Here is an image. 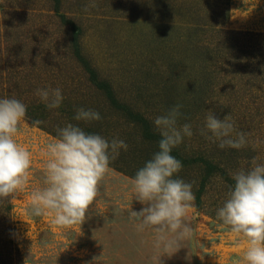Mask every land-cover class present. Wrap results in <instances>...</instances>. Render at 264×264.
<instances>
[{
	"label": "rangeland",
	"instance_id": "1",
	"mask_svg": "<svg viewBox=\"0 0 264 264\" xmlns=\"http://www.w3.org/2000/svg\"><path fill=\"white\" fill-rule=\"evenodd\" d=\"M0 66L4 92L12 86L31 101L40 100L37 89L59 88L61 106L89 105L104 115L105 133L128 145L109 164L85 222L59 227L51 215L29 214L32 191L44 187L47 145L57 137L25 117L16 139L32 154L29 183L9 197L10 216L0 208V238L8 229L17 264H155L162 254L153 247L155 233L137 232L129 220L130 209L147 205L133 197L134 177L125 170L129 163L140 167L150 143L110 106L87 70L109 87L116 103L144 114L156 132L154 119L182 105L178 126L191 124L193 135L179 148L230 151L200 134L212 110L221 119L231 116L232 138L249 134L241 152L256 147L264 159V0H0ZM181 179L198 180L188 172ZM220 179L212 181L201 212L194 200L188 216L193 234L176 253L162 255V264L242 259L246 240L217 218L228 198Z\"/></svg>",
	"mask_w": 264,
	"mask_h": 264
},
{
	"label": "clouds",
	"instance_id": "2",
	"mask_svg": "<svg viewBox=\"0 0 264 264\" xmlns=\"http://www.w3.org/2000/svg\"><path fill=\"white\" fill-rule=\"evenodd\" d=\"M95 6L94 4L92 5ZM36 95L47 108L61 106L64 99L61 89H37ZM182 105H175L166 114L157 116L154 125L162 137L156 152L131 180L133 197L146 207L129 210V220L137 232L151 229L155 233L153 247L162 254L155 264H162L160 257L176 253L193 234L188 222L194 206L193 183L185 182L178 174L180 160L171 155L184 137L193 135L192 125L178 126ZM27 106L15 98L0 99V198H15L29 183L32 164L31 152L17 142L16 136L24 121ZM76 121H98L99 112L78 108ZM33 126L42 123L32 122ZM235 132L230 115L223 119L209 110L205 128L200 134L217 142L221 149H239L247 143L249 134ZM58 138L47 145L44 166V187L34 189L29 202V214L34 217L51 215L52 223L63 228L81 225L86 214L100 195V184L110 172L109 164L121 149L128 145L120 139L110 142L99 134L86 133L72 123L57 128ZM211 133V135H208ZM252 167L232 175L234 186L228 198L217 210V218L230 228L231 233L247 242L242 259L233 264H264V164L252 160Z\"/></svg>",
	"mask_w": 264,
	"mask_h": 264
},
{
	"label": "trees",
	"instance_id": "3",
	"mask_svg": "<svg viewBox=\"0 0 264 264\" xmlns=\"http://www.w3.org/2000/svg\"><path fill=\"white\" fill-rule=\"evenodd\" d=\"M77 45L78 44L76 41L74 44V48L76 49V53H79ZM87 72L89 73V77L87 79L96 84V87L104 92L106 99H108V101L110 102V106L114 110H116V112H121L124 116H126L130 123H133L136 127L142 129V138L144 139V141L150 143V147L148 148L147 152H145L144 156H142L144 158L140 160V167H138L136 164V166H132V164L129 163L128 169L125 170V172L135 177L136 172L140 168H142L156 152L159 151L158 142L162 137L153 129L150 121L144 114L140 112L135 113L131 111L129 107L122 106L116 103L113 93L109 89V87L104 85L103 82L100 81L99 78L95 75V73L91 72L90 70H87ZM4 73L5 72L4 70H2V66H0V99L15 98L24 103L27 106L25 117L31 123L35 120L42 121L41 124L37 125L39 128L46 130L47 132L58 138L57 128H62L67 124L72 123L76 126L81 127L86 133L99 134L109 142L112 140L110 138V134L107 135L105 133L107 123L105 122L104 115L102 116L101 114V119L98 121L85 122L76 121L74 119L76 109L78 108L93 110L89 105L85 106V103H66L64 106H60L59 108L49 109L45 104L40 103L41 100H35V98L31 99V101L27 100L26 95L22 91H16L12 86H8V90L4 92L5 88L2 84L3 82H5ZM260 75L264 76V73H260ZM12 78L13 77H11L10 81L12 80ZM262 80L264 81V77H262ZM54 120H56V122H54ZM241 149L242 148H230L229 152L223 151L220 154H210L207 150L191 152L190 150H183L179 148V146L172 150L171 155L180 160L182 163V169L176 175L181 178V175L184 176V174L188 172L189 174H193L195 178L197 177L198 179L194 184L195 207L197 211L201 212L203 210V197L208 191L211 190L213 186L212 181L217 176H221L220 180L222 181V185L224 188H226L225 191L228 193L229 188L231 186H234L232 175L240 170L239 166H242L241 170L248 171L253 166V158L256 159L257 163L264 164V159L260 157L261 153H258L256 147L255 149H252L250 147L248 151L242 150V152L240 151ZM225 150L228 149L226 148ZM112 163L113 162H110V165ZM231 164H234V167H231L232 171L228 169L230 168ZM227 171L229 172L227 173ZM225 199H227V197ZM218 206L219 205L217 203V207ZM1 207L2 215L6 218L10 216V198H0V208ZM2 227L3 226L0 225V230ZM6 231V237H4V239L0 238V264H17L19 263V259L17 258V252L14 249V242L8 232V229H6Z\"/></svg>",
	"mask_w": 264,
	"mask_h": 264
}]
</instances>
